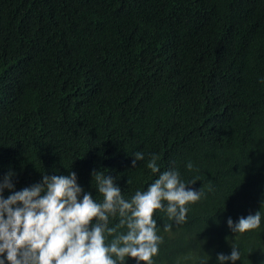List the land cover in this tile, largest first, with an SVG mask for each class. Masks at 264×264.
<instances>
[{
    "label": "trees",
    "instance_id": "trees-1",
    "mask_svg": "<svg viewBox=\"0 0 264 264\" xmlns=\"http://www.w3.org/2000/svg\"><path fill=\"white\" fill-rule=\"evenodd\" d=\"M0 88L4 198L74 171L100 202V171L130 200L156 154L203 196L183 224L156 210L152 264H219L233 243L264 264V0H0Z\"/></svg>",
    "mask_w": 264,
    "mask_h": 264
},
{
    "label": "clouds",
    "instance_id": "clouds-1",
    "mask_svg": "<svg viewBox=\"0 0 264 264\" xmlns=\"http://www.w3.org/2000/svg\"><path fill=\"white\" fill-rule=\"evenodd\" d=\"M4 91L0 88V97ZM13 99L11 95L9 102ZM133 156V167L145 159L143 152ZM159 159L152 154L146 164L153 174L159 173L158 178L147 190H137L130 200L124 198L113 177L100 171L93 172L94 188L103 198L100 202L78 184L74 171L69 175L45 174L40 183L4 198V189L14 188L10 172L0 180V264H124L128 257L137 264H152L162 243L153 218L156 210L169 221L183 224L187 205L203 196L202 188H188L176 169L161 172ZM192 167L187 164L189 170ZM110 219L114 227L109 226ZM227 224L234 233L243 235L261 226V212L242 216L235 223L229 218ZM171 227L165 224V231ZM122 228L126 231H118ZM107 236L112 237L110 242H106ZM217 259L219 264H235L241 260V252L233 243L231 254H219ZM207 262L204 259L202 264Z\"/></svg>",
    "mask_w": 264,
    "mask_h": 264
}]
</instances>
